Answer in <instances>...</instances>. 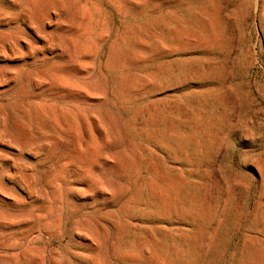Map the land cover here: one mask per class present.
<instances>
[{"label":"rangeland","instance_id":"374dc122","mask_svg":"<svg viewBox=\"0 0 264 264\" xmlns=\"http://www.w3.org/2000/svg\"><path fill=\"white\" fill-rule=\"evenodd\" d=\"M0 264H264V0H0Z\"/></svg>","mask_w":264,"mask_h":264}]
</instances>
